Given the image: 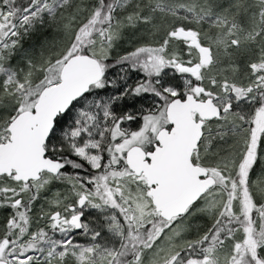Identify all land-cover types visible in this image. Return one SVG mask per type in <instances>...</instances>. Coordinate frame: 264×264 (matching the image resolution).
<instances>
[{
	"label": "snow or ice",
	"instance_id": "6c2138e0",
	"mask_svg": "<svg viewBox=\"0 0 264 264\" xmlns=\"http://www.w3.org/2000/svg\"><path fill=\"white\" fill-rule=\"evenodd\" d=\"M0 264H264V0H0Z\"/></svg>",
	"mask_w": 264,
	"mask_h": 264
},
{
	"label": "rangeland",
	"instance_id": "374dc122",
	"mask_svg": "<svg viewBox=\"0 0 264 264\" xmlns=\"http://www.w3.org/2000/svg\"><path fill=\"white\" fill-rule=\"evenodd\" d=\"M77 239H78L80 242H84V241H83V238H81V237H77Z\"/></svg>",
	"mask_w": 264,
	"mask_h": 264
}]
</instances>
